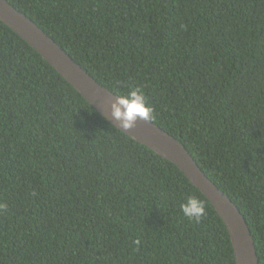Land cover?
Here are the masks:
<instances>
[{"label": "trees", "instance_id": "trees-1", "mask_svg": "<svg viewBox=\"0 0 264 264\" xmlns=\"http://www.w3.org/2000/svg\"><path fill=\"white\" fill-rule=\"evenodd\" d=\"M8 1L103 86L143 91L264 264V0ZM0 203V264H235L198 188L1 21Z\"/></svg>", "mask_w": 264, "mask_h": 264}, {"label": "water", "instance_id": "water-1", "mask_svg": "<svg viewBox=\"0 0 264 264\" xmlns=\"http://www.w3.org/2000/svg\"><path fill=\"white\" fill-rule=\"evenodd\" d=\"M0 21L35 49L88 103L116 128L111 102L117 94L99 83L25 13L8 0H0ZM134 141L174 164L209 200L224 222L233 248L235 264H259L251 231L239 208L201 170L185 146L153 121L137 120L130 129H120Z\"/></svg>", "mask_w": 264, "mask_h": 264}, {"label": "clouds", "instance_id": "clouds-1", "mask_svg": "<svg viewBox=\"0 0 264 264\" xmlns=\"http://www.w3.org/2000/svg\"><path fill=\"white\" fill-rule=\"evenodd\" d=\"M111 115L119 121L120 129H130L137 120L150 121L153 118V108L142 90L129 89L122 95H117L111 102ZM6 204L0 203V208ZM181 211L190 221L199 222L206 215L204 202L197 196H189L182 204Z\"/></svg>", "mask_w": 264, "mask_h": 264}]
</instances>
